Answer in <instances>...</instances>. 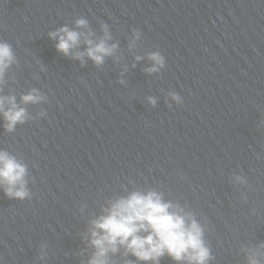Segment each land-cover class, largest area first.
<instances>
[{"label": "clouds", "instance_id": "9594fccd", "mask_svg": "<svg viewBox=\"0 0 264 264\" xmlns=\"http://www.w3.org/2000/svg\"><path fill=\"white\" fill-rule=\"evenodd\" d=\"M85 23L84 20L77 21L80 26ZM60 32L63 35L59 36L56 47L67 55L69 50L79 43L81 34L67 28L60 29ZM51 35L56 37L58 33ZM85 42L89 45L87 55L97 64L102 63L103 57L110 55L115 47L107 46L103 40L94 46L91 40L86 39ZM80 55L78 53L77 57ZM149 58L157 64H163V58L158 53L151 54ZM12 59L9 45L0 43V78ZM39 99L40 97L34 94L22 97L24 103H35ZM6 103L9 105L7 109ZM0 113L3 114L8 131H12L18 122L23 123L26 117L25 109L17 106L14 97H0ZM25 173L24 165L6 152H0V185H7L6 195L17 198L28 195L25 190ZM170 208L172 205L162 202L160 196L154 192L146 195L134 192L128 198L113 203L111 208L106 210V215L93 221L91 244L96 252L89 264H108V252H116L118 245L123 246L126 252H130L137 259L151 260L154 264H158L165 254L175 261L188 260L189 264H206L210 252L204 245L200 226L195 221L188 223L185 216L169 211ZM261 247L264 248V244ZM256 255L260 254L249 256V264H259Z\"/></svg>", "mask_w": 264, "mask_h": 264}]
</instances>
